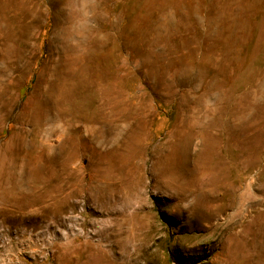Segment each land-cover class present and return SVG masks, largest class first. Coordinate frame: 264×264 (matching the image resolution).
<instances>
[{"label":"rangeland","instance_id":"rangeland-1","mask_svg":"<svg viewBox=\"0 0 264 264\" xmlns=\"http://www.w3.org/2000/svg\"><path fill=\"white\" fill-rule=\"evenodd\" d=\"M0 264H264V0H0Z\"/></svg>","mask_w":264,"mask_h":264}]
</instances>
